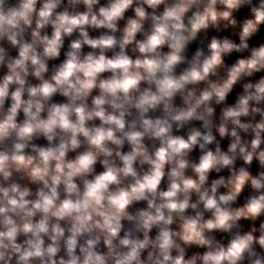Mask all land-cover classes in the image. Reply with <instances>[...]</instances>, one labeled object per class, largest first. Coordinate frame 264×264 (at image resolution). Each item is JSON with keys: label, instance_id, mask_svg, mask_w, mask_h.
Segmentation results:
<instances>
[{"label": "clouds", "instance_id": "obj_1", "mask_svg": "<svg viewBox=\"0 0 264 264\" xmlns=\"http://www.w3.org/2000/svg\"><path fill=\"white\" fill-rule=\"evenodd\" d=\"M0 264H264V0H0Z\"/></svg>", "mask_w": 264, "mask_h": 264}, {"label": "crops", "instance_id": "obj_2", "mask_svg": "<svg viewBox=\"0 0 264 264\" xmlns=\"http://www.w3.org/2000/svg\"><path fill=\"white\" fill-rule=\"evenodd\" d=\"M257 39H260V37H258ZM256 41H253V43H255ZM254 169H255V165H254Z\"/></svg>", "mask_w": 264, "mask_h": 264}]
</instances>
